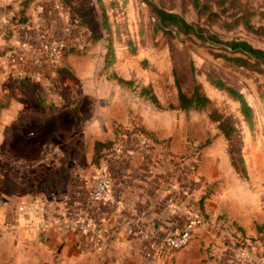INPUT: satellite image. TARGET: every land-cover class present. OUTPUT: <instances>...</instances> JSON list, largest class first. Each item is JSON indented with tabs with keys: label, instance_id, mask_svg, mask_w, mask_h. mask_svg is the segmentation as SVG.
<instances>
[{
	"label": "rangeland",
	"instance_id": "rangeland-1",
	"mask_svg": "<svg viewBox=\"0 0 264 264\" xmlns=\"http://www.w3.org/2000/svg\"><path fill=\"white\" fill-rule=\"evenodd\" d=\"M59 2L72 18L69 27L88 33L89 41L82 38L80 49L84 52L96 42L89 51L104 57L96 56L94 66L108 88L116 83L131 96L150 95L154 88L161 100L171 102L179 89L189 91L201 83L210 102L178 113L183 117L178 132H186L190 142L182 155L200 156L197 173L204 179L200 204L208 205L217 232L223 224L245 217L257 227L248 235L264 236V60L233 52L227 45L246 40L264 49V0ZM156 8L182 15L195 31L162 26ZM14 81L9 77L0 82V204L27 203L39 191L52 192L57 163L52 160V142L71 152L68 142L73 137L55 124L23 125L20 120L27 113L17 110L26 104L21 89L16 95ZM220 83L223 88L216 86ZM226 88L244 94L251 117L246 118L242 101ZM53 92L55 100L64 99L59 82ZM48 153L49 160H42ZM216 156L228 157L230 164L224 167Z\"/></svg>",
	"mask_w": 264,
	"mask_h": 264
},
{
	"label": "crops",
	"instance_id": "crops-1",
	"mask_svg": "<svg viewBox=\"0 0 264 264\" xmlns=\"http://www.w3.org/2000/svg\"><path fill=\"white\" fill-rule=\"evenodd\" d=\"M0 13L7 20L0 26V82L4 80L1 63L7 53H22L33 63L41 40L66 35L73 22L59 0H0ZM95 43L84 52L80 45L65 50L62 64L57 66V84L64 96L61 101L53 98L54 89L46 78L32 82L31 89L14 79L16 95L22 90L26 104L17 110L27 113L23 125L55 124L59 130L72 132L73 137L68 142L71 152L52 142V160L57 163L51 179L55 180L52 192L39 191L41 214L20 211L19 204H0V264H143V232L168 226L173 208L163 178L174 171L176 159L190 143L186 132H178L183 129V117L178 113L187 110L178 108V97L171 102L161 100L152 83L148 84L153 88L150 95L140 92L131 96L116 83L108 88L95 72L94 59L99 54L89 51ZM76 105L83 117L77 126ZM132 123L137 130L152 135V149L132 148L124 131ZM49 157L48 153L42 160ZM216 160L224 167L230 164L228 157L216 156ZM103 169L111 177L110 193L105 200L96 201L89 196V182ZM196 200L189 203L193 209ZM187 201L180 206L182 213ZM207 206L201 205L205 220L197 227V235L173 254L170 264H238L231 253L222 254L223 247L215 238L219 232L216 220ZM84 212L110 229L101 243L96 244L92 234L84 235L70 226L71 219ZM44 217L49 226L37 230L35 226ZM243 219L234 220L235 224L247 234L255 233L257 227Z\"/></svg>",
	"mask_w": 264,
	"mask_h": 264
},
{
	"label": "built area",
	"instance_id": "built-area-1",
	"mask_svg": "<svg viewBox=\"0 0 264 264\" xmlns=\"http://www.w3.org/2000/svg\"><path fill=\"white\" fill-rule=\"evenodd\" d=\"M6 18L0 13V26L6 25ZM76 28L66 29L64 36H49L41 40L39 56L29 63L25 55L11 51L7 53V59L1 63L3 79H25L37 81L43 78L49 80V85L57 87V74L55 69L59 64L60 56L69 47L79 46L80 40L85 39L84 33ZM50 72V73H48ZM55 74V75H54ZM127 131V139L132 148L152 149L153 138L143 131L137 130L133 125L124 129ZM200 156L181 155L176 159L174 171L163 178L164 189L170 195L169 201L173 208L172 216L168 219V226L162 230L143 232L141 246L143 264H170L173 254L189 245L197 235L196 229L205 220L201 211V190L204 179L198 174ZM111 187V177L106 169L95 174L89 182V196L96 201H103L108 197ZM198 199L196 200V197ZM188 200V201H187ZM198 202L195 209L190 201ZM188 204L185 212H181L180 206ZM29 204V205H28ZM42 202L39 197L33 196L30 202L19 204L20 211L30 210L33 214H41ZM49 226L47 218H42L35 226L37 230H45ZM70 226L84 235L92 234L93 241L99 244L110 229L91 218L88 212L78 214L70 221ZM215 238L223 247L222 254L231 253L238 264H264V236H249L232 222L223 224L222 229Z\"/></svg>",
	"mask_w": 264,
	"mask_h": 264
},
{
	"label": "trees",
	"instance_id": "trees-1",
	"mask_svg": "<svg viewBox=\"0 0 264 264\" xmlns=\"http://www.w3.org/2000/svg\"><path fill=\"white\" fill-rule=\"evenodd\" d=\"M155 14L158 17L159 21L162 23V26L175 28L177 30H185L186 32H190L191 30L195 31L194 27L190 25L184 19V17L178 13L167 11L162 8H156ZM83 33L85 34L84 41L85 42L89 41V38H87L88 33L87 32H83ZM227 45L233 52L249 54L251 56H254L258 60H264V49L254 47L250 42L246 40H236V39L231 40L227 42ZM18 81L17 82L20 83L21 85L27 84L28 88L30 89L32 88V86L30 85H32L33 81L25 80V79H18ZM216 86L223 88V84L221 83L216 84ZM30 89L28 91H30ZM226 90H228L232 96H236L242 101V112L246 116V118L251 117V115H253L252 108L245 100L244 94L233 88H226ZM177 97H178V108L185 110L192 108L194 109L204 108L207 105V103L210 102V97L201 91V83L199 82H196V85L193 88H191L189 91H184L183 89H179ZM37 99L40 103L43 101L38 97ZM152 99L155 100V102L157 101L154 95H152ZM75 108L76 109L73 112L75 113V126H77L81 122L83 117L82 115H80L78 109L79 105H76ZM201 205L203 206V204Z\"/></svg>",
	"mask_w": 264,
	"mask_h": 264
}]
</instances>
